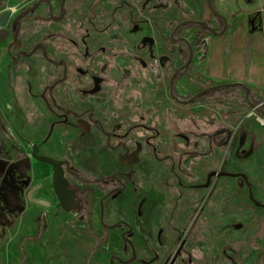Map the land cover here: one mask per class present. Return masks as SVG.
Segmentation results:
<instances>
[{"label": "crops", "instance_id": "crops-1", "mask_svg": "<svg viewBox=\"0 0 264 264\" xmlns=\"http://www.w3.org/2000/svg\"><path fill=\"white\" fill-rule=\"evenodd\" d=\"M1 1L2 11H6L28 7L32 2L39 0ZM50 1L52 5L46 2L40 4L32 12L31 18L23 20L20 27L24 50L28 51L32 45L34 47L42 46V48L44 46L46 50V52L37 51L31 58L25 59L27 60L26 67L16 68L13 73V87L18 98L28 104L25 110L34 111L28 114V117L31 116L28 118L30 132L36 134L41 128L36 123V119L34 120V116L38 111L40 112L43 104V100L38 98L39 95L46 86L50 85L52 81L50 78L59 77L60 73L62 74L65 70V68L62 69V66L55 67L50 62L44 61L42 56L47 53L57 57L59 61L65 62V65L68 66V86L65 89L63 86L57 88L60 102L84 109L97 108L101 117L111 118L112 113L119 112L121 133H125L129 129L132 130L125 142L129 146L134 145L133 150L138 148L136 143L142 147L138 160L136 159V163L132 166L129 163H124L123 159L120 161L117 151L107 148V139L99 131L95 130L86 136H77V134L74 137L70 136L67 140L59 135L53 137L46 151L54 152L55 156L67 154L74 167L85 177H103L121 173L124 188L115 200L106 201L101 213V200L106 196L107 190L98 185L86 186L85 188L90 193L89 212L85 215L74 210L55 212L56 206L53 205L54 209H50L48 215L50 227L58 234L67 231L68 235H71L69 236L70 240L73 234L86 239L90 237L94 242L96 241L95 247L99 246L96 253L102 247L110 245V237L115 240L117 238V241L114 240V242L121 251L124 244L122 245V241L118 240L117 231L108 230L107 226L122 222L126 225L122 227L121 231L132 230V236L136 235L139 221L130 213L131 208H134V204H136V201L133 200L136 191L132 187H135L138 181L136 170L140 168L142 159L153 154L152 151L145 150L143 147V143H148L147 139L151 136L149 134L152 119L149 122L144 120L155 108L160 110L161 122L164 125L167 124L169 121L167 111L169 105L172 104L165 88L168 80L167 70L164 73L162 70L158 71L159 68H156L157 71L154 70L155 66H158V62L155 61V58L147 57L149 54L141 47V43L148 40L154 41V52L159 56L164 55L168 52L170 45L164 44L165 36L170 38V18L172 21H178L174 17L176 14L178 18H181L180 21L185 19L210 21L205 14L208 3L207 0H180V7L173 0ZM213 2L221 13L231 17H229L230 25L221 36H215L197 27H186L178 32L177 37L186 36L194 47L198 36H201L203 42L201 49L195 52L194 62L188 73L191 72L199 81H203L202 84H206V87L220 83L242 82L251 89L252 100L262 99L264 103V1L213 0ZM91 8L96 14V17L95 15L94 18L91 17L93 19L89 16ZM211 14H213L212 11ZM213 17L216 18L215 15ZM217 29L220 31V27ZM173 44L177 46L176 54L180 58L176 60L177 65L181 63L185 49H189V47L183 41H173ZM77 45L85 46L86 51L89 50L91 54L89 56L82 55V57L74 54L73 50ZM139 46L140 48H138ZM105 47L109 49V52L115 54L104 52ZM123 52H130L132 56L138 54L143 56L153 68H147L146 65L140 66L137 60H133L131 56H128L129 58L124 56ZM111 63L114 67L108 66L107 71L102 73L101 67ZM235 64L239 65L237 68L239 70L233 71L231 70L232 65ZM26 69L29 71L27 82L24 81V70ZM100 76L103 77L101 90L99 93L93 94L94 79ZM0 77L2 78L0 85L10 92L6 73L1 67ZM30 79L31 81H29ZM241 90L244 92V89L238 87L207 96L204 100L199 101V105L190 109L189 112L192 114L185 115L186 111H183L178 123L186 126L188 123L201 121L211 126L216 123L213 122L211 114L212 108H216L213 105L216 102L220 103L217 107L220 110L216 111L218 113L216 124L235 126L230 139L238 142L230 156L232 158L231 166L227 171L247 174L252 183L253 192L263 197L264 126L257 123L260 122V119L252 118L253 113L247 108L236 110L235 107H232L233 105L228 104L230 100V102H233V99L239 100ZM244 99L247 102L245 95ZM190 118L192 122H190ZM112 125L111 122L109 126ZM138 125L145 127V132L142 133V129L137 128ZM63 145L64 148H62ZM239 147L247 151L246 157H238ZM120 157H123L122 149ZM144 163V167H147V162L144 161ZM149 164L150 171L151 160ZM188 164L194 166L195 161L190 160ZM41 170L46 171V168L40 165L36 166V177L41 175ZM130 174L133 176L129 177ZM156 190L154 191L155 195L153 193L154 198L159 195ZM52 194L56 197L54 189H52ZM259 208L264 210L262 207ZM104 238L107 240L102 242ZM133 244L137 249V255L143 250L144 245L140 240H136ZM69 254L70 264H73L72 251ZM137 259L136 256L132 264H136ZM54 264H65V262L58 260ZM139 264H144V262Z\"/></svg>", "mask_w": 264, "mask_h": 264}, {"label": "rangeland", "instance_id": "rangeland-1", "mask_svg": "<svg viewBox=\"0 0 264 264\" xmlns=\"http://www.w3.org/2000/svg\"><path fill=\"white\" fill-rule=\"evenodd\" d=\"M39 1L32 2L28 7L37 8L39 3L45 0ZM175 3L181 7L180 2ZM92 8L89 12L90 18L94 15L96 17ZM205 14L210 20L208 22L214 24L215 27H220V30L223 28V22L213 17L207 5ZM175 15L178 21H172L170 18L169 35L177 23L181 22V18ZM31 16L32 13L26 15L24 20ZM11 42L12 36L8 26H0V67L5 68V55ZM164 44H170L169 50L159 56L153 50L154 41L148 40L141 43V47L149 54L147 57L155 58L158 62L154 70L157 71L159 68L158 71L162 70V73L167 70L168 80L165 88L172 104L168 107L169 121L167 124L164 125L161 122L160 110L155 108L149 113L150 118L148 115L144 120L149 122L152 119L149 134L151 136L147 139L148 143H143V147L145 150L152 151L153 156L142 159L140 168L136 170L138 181L136 186L132 187L136 191L134 192L136 196L133 197L136 204L134 208H131L130 213L138 219L139 227H137L136 235L131 239L133 243L140 240L144 245L143 250L136 255L138 258L136 264L141 262L144 264H170L171 262L172 264H264V210L255 206L250 200L249 189L244 180L216 177L212 179L209 187H203L211 171H227L231 166L230 156L238 143L230 139L235 126L216 124L218 121L216 111L220 110V108L217 109L220 105L218 102L213 105L216 108H212L211 111L215 124L209 126L200 121L182 126L178 123L182 112L186 111L185 115L192 114L189 112L190 109L199 105V102L183 106L170 96L171 75L188 60L189 49H185L181 63L176 65V60L180 59L176 54L177 46L173 44L169 36H165ZM39 48L41 50L42 46L32 45L28 48L27 54ZM86 50L85 46L77 45L73 51L79 57L89 56L91 52ZM107 51L109 52V49L105 47L104 52ZM109 53L115 54L114 52ZM47 55L51 58L50 64L55 67L62 66L64 69L65 62L59 61L57 57L50 54ZM124 56H131L142 67L146 65L147 68H153L148 60L139 54L132 56L128 52L124 53ZM26 64L27 60L24 59L20 68L23 69ZM171 65L174 67L170 68ZM108 66L112 67L113 64L104 65L103 68L101 67L102 70L100 69L101 72L105 73ZM238 67L239 65H232L231 70H239ZM14 69L16 67L8 70L9 84H12V87L14 86ZM189 70L190 67L175 82V93L182 100L206 88V84H202L203 81H199L191 72L188 73ZM28 74L29 71L24 70V81L26 82ZM33 79L34 77L32 81ZM64 79L65 73H60L59 77L50 78L52 80L50 85L55 83L65 89L68 86L66 81L68 78ZM0 80H2L1 77ZM227 90L221 91L227 92ZM240 93L239 100L233 99V102L230 100L228 104L233 105L232 107L236 110L247 108L253 113L252 118L260 119L257 123L264 126L261 114L255 112L245 101V91L241 90ZM216 94L217 92L207 96ZM13 102L11 91L8 92L0 85V168L4 167L8 172L11 183L16 181V184H19L24 207L16 209L13 215L9 216L10 223L6 229L0 228V264H54L58 260H64L65 264H70L71 258L68 254L71 251L73 264H94L95 262L120 264L119 262L111 263L112 258L126 259L129 255L125 256V253L120 251L113 237H110V245L102 247L90 256L96 241L94 242L90 237L86 239L75 234L70 240L71 235H68L67 231L58 234L50 227L48 215L51 206L39 202L40 200L50 202L55 199L48 182L50 172L49 169L41 170V175L36 177L35 171L38 164L30 156V145L17 131L21 123L13 113L15 111ZM255 102L263 103L262 99ZM32 112L34 111H25L27 126L21 132L24 137L34 135L30 132L28 121L31 117H28V114ZM190 122H192L191 118ZM137 128L142 129V133L145 132V127L138 125ZM237 155L242 158L248 153L239 147ZM150 160L151 169L149 171ZM190 160L195 161L194 166L188 164ZM144 161L147 162V167H144ZM22 163L34 164V171L28 167L21 168ZM8 190L9 193L16 192L11 184ZM155 190L159 194L156 198L153 196ZM30 193L36 199L34 202L29 198ZM253 194L257 200L264 203V196L260 197L254 192ZM47 239L56 243L55 249L41 251L42 244ZM118 240L122 241V245L124 244L121 237Z\"/></svg>", "mask_w": 264, "mask_h": 264}, {"label": "flooded vegetation", "instance_id": "flooded-vegetation-1", "mask_svg": "<svg viewBox=\"0 0 264 264\" xmlns=\"http://www.w3.org/2000/svg\"><path fill=\"white\" fill-rule=\"evenodd\" d=\"M46 1V0H45ZM174 2H179V0H173ZM40 2V1H38ZM34 6L30 7H23L20 9L14 10H6L12 11V15L10 17V21L6 26L2 27H9L10 33L12 36V42L7 48V52L9 51V61L7 67L5 69L6 77L9 82V72L13 67L20 69V66L23 64L24 59L31 58L37 51H31V53L27 54L28 51L24 50L23 48V40L21 37L14 38L15 32L20 31V27L22 25L23 20L25 19L26 15L31 14L33 11L36 10ZM2 11V1L0 0V13L6 12ZM94 11V9H93ZM24 14H26L24 16ZM180 23V22H179ZM177 23V24H179ZM183 29V28H181ZM180 29V30H181ZM20 33V32H19ZM20 41V46L16 48V44ZM196 47V46H195ZM42 52H46L44 47L41 49ZM6 52V53H7ZM45 61L49 62L51 58L44 53L43 56ZM82 57V56H81ZM65 65V64H64ZM65 70V79L68 76V66H63ZM22 69V68H21ZM103 73V72H102ZM102 75V74H101ZM63 79V78H62ZM67 81V80H66ZM103 81V77L100 76L99 78L94 79V90L93 94L99 93L101 90V83ZM10 83V82H9ZM11 89L12 98L14 99V114L20 121V126L18 127L17 131L20 136L28 143L31 147L30 156L35 159L38 165L45 167L46 169L50 170V177L48 179L49 184L52 185V177L54 174L53 167L47 163L37 160L33 156L34 145L38 147V154L52 157L56 161H62L64 163V169L66 173V177L69 182V188L71 190H76V202L74 204V211L80 212V214H87L89 212V195L88 189L86 186H101L107 190L106 196L101 200V213L103 212L104 206L106 201L115 200L117 196L121 193L122 189L124 188V184L122 182V174L121 173H113L107 176L101 177H85L77 168L74 167L72 161L67 157V154H62V156H55L54 152L46 151L47 146L49 145L50 140L55 137L56 135L63 136L66 140L72 136H86L92 134V132L99 131L100 134L104 135L107 139V148L112 149L113 151H117L119 155V160L123 159L124 163H129L130 165L134 166L136 161L138 160L139 153L142 149L139 143L137 144V149L133 150L132 147L134 145L129 146L128 143L125 142V139L131 135L132 130L129 129L125 133H121V121H120V114L119 112H115L111 114V118L104 116H100V112L97 108H88L84 109L81 107H75L70 105L66 102H60L57 95V88L58 85L51 84L44 88V91L39 95L38 98L43 100L42 107L40 112L38 111L37 115H35L34 120L36 119V123L41 126L40 130L36 132L34 135H28V137H24L21 132L27 126L26 118H25V108L28 104L24 103L23 101L18 98L15 88L9 84ZM26 105V106H25ZM113 123L112 126H109L110 123ZM26 129V128H25ZM64 148V145L63 147ZM136 148V146H135ZM123 150V157H120V150ZM62 151V150H61ZM56 153V152H55ZM58 153V152H57ZM63 153V152H61ZM137 159V160H136ZM21 168L25 169L28 167L31 171H34V164L26 165L21 164ZM0 228L6 229L7 225L10 223L9 216L13 215L16 209H22V193L19 189V184H16V181L12 183L9 181L8 172L5 170L4 167L0 168ZM70 169V170H69ZM133 175H129L132 177ZM12 185L16 190L15 193H9V185ZM56 196V195H55ZM29 198L31 201H35L36 199L32 196V193L29 194ZM32 202V203H33ZM41 204L50 205L51 209H54L56 206V211H64V209L60 206L59 200L57 196L55 197L54 201L48 203V201H39ZM53 202V203H52ZM55 203V204H54ZM24 208V207H23ZM125 223H116L114 225L107 226L108 230L111 229L113 231H117L119 237L124 241L123 249L121 250L125 253V256L128 254H132L126 259L121 257H114L111 260V263H120V264H132V262L136 259V252L137 249L132 242V235L133 231H129L128 229L122 230V227H125ZM107 238L102 240L106 241ZM95 248V249H94ZM89 254L90 256L96 252L99 246L94 247Z\"/></svg>", "mask_w": 264, "mask_h": 264}, {"label": "water", "instance_id": "water-1", "mask_svg": "<svg viewBox=\"0 0 264 264\" xmlns=\"http://www.w3.org/2000/svg\"><path fill=\"white\" fill-rule=\"evenodd\" d=\"M45 2L52 5L50 0L43 1L42 3H45ZM42 3H39V5ZM207 3L209 6V9L213 12V14L217 17V19L220 22H223V28L220 31H218L217 27H215L214 24H212L208 21H205V20H197V19H185L176 25V27L173 29V31L170 35V39L172 41H175V42H180V41L186 42L188 47H189V58L182 66H180L178 69H176L174 71V73L171 75L170 96L172 97V99L175 102H177L183 106H188V105H192V104L199 102L203 97L207 96L208 94L219 92V91L225 90V89H232V88L240 87V88L244 89V91L246 93L245 97H246L247 103L250 105V107L255 112L260 113L264 119V107H263L264 103L258 104L255 101H253L251 98V89L246 84H244L242 82H228V83H220V84L211 85L209 87L202 89L201 91H198L192 97L185 99V100L180 99L177 96V94L175 93L174 88H175L176 80L180 77V75L185 70H187L192 65V62H193V59L195 56V52L198 51L197 49L194 48L193 44L191 43V41L186 36L177 37L178 32H180L182 30L181 28L184 29L186 27H190V28L197 27L201 30H205L209 33H212L215 36H221L227 31V29L230 25L229 24V20L231 18L230 16H227V15H224L223 13H221L216 8L213 0H207ZM11 15H12V11H6L3 13H0V26H6L10 21ZM19 32L18 31L15 32V35H14L15 39H17L18 36L20 37ZM200 39H201V36H198L196 41H198ZM19 46H20V41H18V43L16 44V48ZM9 54L10 53L8 51L5 55L4 62H6L7 58L9 59ZM6 67H7V65H5V68H3V66H1V69H6ZM8 84H9V82H8ZM33 147H34L33 156L37 160L42 161L44 163H47L53 167L54 174L52 177V181H53L52 185H53L54 192H55V194L59 200L60 206L64 209V211H67V212L73 211V209H74L73 206L76 202V190H71L69 188V182H68V179L66 177V173H65V169H64V163L62 161H56L52 157H47V156H43V155L38 154V151H39L38 147L36 145H34ZM216 177H218V178L233 177V178L243 179L249 188L250 199L253 201V203L256 206L264 208V203L260 202L259 200H257L254 197L253 190H252V183L250 182L247 174L228 172L225 170L211 171L208 174L207 182L203 185V187H205V188L209 187L212 179L216 178ZM163 264H166V263H163ZM170 264H172V262Z\"/></svg>", "mask_w": 264, "mask_h": 264}, {"label": "bare ground", "instance_id": "bare-ground-1", "mask_svg": "<svg viewBox=\"0 0 264 264\" xmlns=\"http://www.w3.org/2000/svg\"><path fill=\"white\" fill-rule=\"evenodd\" d=\"M8 61L9 59L7 58L6 59V63L5 65L8 64ZM4 73H5V69H3ZM15 73V72H14ZM55 246H56V243L53 241V240H50V239H47L43 244H42V249L41 251L45 250V251H49V250H52V249H55Z\"/></svg>", "mask_w": 264, "mask_h": 264}, {"label": "trees", "instance_id": "trees-1", "mask_svg": "<svg viewBox=\"0 0 264 264\" xmlns=\"http://www.w3.org/2000/svg\"><path fill=\"white\" fill-rule=\"evenodd\" d=\"M202 44H203V42H202V39H200V40H198L197 42H196V49L199 51L200 49H201V47H202Z\"/></svg>", "mask_w": 264, "mask_h": 264}]
</instances>
